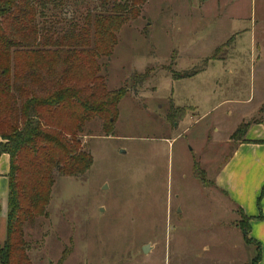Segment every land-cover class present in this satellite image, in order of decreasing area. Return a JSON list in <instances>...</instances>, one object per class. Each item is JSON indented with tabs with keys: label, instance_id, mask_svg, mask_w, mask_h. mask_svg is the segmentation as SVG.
Segmentation results:
<instances>
[{
	"label": "rangeland",
	"instance_id": "1",
	"mask_svg": "<svg viewBox=\"0 0 264 264\" xmlns=\"http://www.w3.org/2000/svg\"><path fill=\"white\" fill-rule=\"evenodd\" d=\"M96 9L51 4L38 22L58 38ZM263 45L264 0H148L99 61L107 88L126 93L114 131L86 128L83 177L55 173L47 218L24 230L30 263L248 264L246 220L210 182L241 120L264 119ZM171 107L184 112L174 124Z\"/></svg>",
	"mask_w": 264,
	"mask_h": 264
},
{
	"label": "trees",
	"instance_id": "2",
	"mask_svg": "<svg viewBox=\"0 0 264 264\" xmlns=\"http://www.w3.org/2000/svg\"><path fill=\"white\" fill-rule=\"evenodd\" d=\"M86 1L0 0V156L9 158L0 264H31L24 230L47 218L55 173L83 177L92 165L81 144V137L90 136L86 128L98 124L105 137L114 131L126 93L107 88L99 61L112 55L117 34L148 0H94L97 9L86 14L81 26L58 38L40 28L38 20L49 5ZM183 117V110L171 107L167 120L174 124ZM259 122L240 124L230 140L243 142L249 125ZM196 169L195 176L203 177ZM244 219V226L239 223L242 239L256 252L248 264H259L260 246L248 238L249 219ZM63 262L64 257L58 264Z\"/></svg>",
	"mask_w": 264,
	"mask_h": 264
},
{
	"label": "crops",
	"instance_id": "3",
	"mask_svg": "<svg viewBox=\"0 0 264 264\" xmlns=\"http://www.w3.org/2000/svg\"><path fill=\"white\" fill-rule=\"evenodd\" d=\"M251 46L253 47L255 44L251 43ZM258 96L264 98V85ZM259 106L257 105L256 111L259 109ZM246 121L242 119L236 128L242 122L246 123ZM233 132L229 135L227 141L229 145H232L231 152L214 173V177L210 183L216 193L242 217L249 219L248 238L259 244V264H264V119L258 124L249 125L243 142L231 141L230 137ZM8 172L9 158L7 155H1L0 221L4 224ZM258 202L260 209L257 206Z\"/></svg>",
	"mask_w": 264,
	"mask_h": 264
},
{
	"label": "water",
	"instance_id": "4",
	"mask_svg": "<svg viewBox=\"0 0 264 264\" xmlns=\"http://www.w3.org/2000/svg\"><path fill=\"white\" fill-rule=\"evenodd\" d=\"M147 252H148V249H147V247H144V248H143V253H145V254H146Z\"/></svg>",
	"mask_w": 264,
	"mask_h": 264
}]
</instances>
